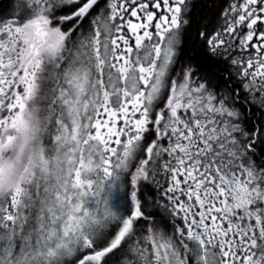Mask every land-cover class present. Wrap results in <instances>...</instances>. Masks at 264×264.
Instances as JSON below:
<instances>
[{"label": "snow or ice", "instance_id": "1", "mask_svg": "<svg viewBox=\"0 0 264 264\" xmlns=\"http://www.w3.org/2000/svg\"><path fill=\"white\" fill-rule=\"evenodd\" d=\"M0 264H264V0L0 3Z\"/></svg>", "mask_w": 264, "mask_h": 264}, {"label": "flooded vegetation", "instance_id": "2", "mask_svg": "<svg viewBox=\"0 0 264 264\" xmlns=\"http://www.w3.org/2000/svg\"><path fill=\"white\" fill-rule=\"evenodd\" d=\"M5 2V0H0V3H4Z\"/></svg>", "mask_w": 264, "mask_h": 264}]
</instances>
